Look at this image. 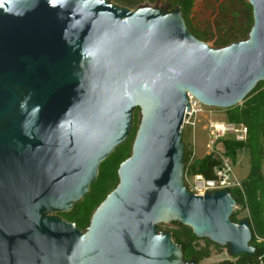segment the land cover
<instances>
[{
    "label": "water",
    "instance_id": "obj_1",
    "mask_svg": "<svg viewBox=\"0 0 264 264\" xmlns=\"http://www.w3.org/2000/svg\"><path fill=\"white\" fill-rule=\"evenodd\" d=\"M247 2V38L211 47L179 8L0 0V264H197L160 227L172 222L254 254L230 191L189 190L182 139L190 96L228 109L264 82V0ZM136 111L118 184L81 230L59 214L89 193Z\"/></svg>",
    "mask_w": 264,
    "mask_h": 264
},
{
    "label": "trees",
    "instance_id": "obj_2",
    "mask_svg": "<svg viewBox=\"0 0 264 264\" xmlns=\"http://www.w3.org/2000/svg\"><path fill=\"white\" fill-rule=\"evenodd\" d=\"M115 2L128 9H135L143 3L154 4L157 2L167 11L179 8L190 33L207 44L213 42V47H224L246 39L253 22L252 8L247 0H229L228 3L219 7L220 18L216 22L215 34L200 31L192 25L190 15L195 0H115ZM224 114L226 122L242 124L248 129L246 142H236L231 138L222 139L220 142L224 143V155L230 158L233 165L236 164L239 151L246 150L249 155L250 168L248 175L241 181V189L230 190L236 201V206L240 210H247L248 216L239 220L237 218L238 213L233 212L231 220L235 223L241 220L249 221L252 232L250 245L254 248V254L251 256L245 254L233 256L236 259L235 262L222 264H260V261L264 263V176L262 173L264 160V82H260L241 104L224 109ZM137 115L138 111L134 113V118ZM137 125L133 127L127 141L116 148L114 153L101 164L98 177L91 185L89 193L84 195L82 201L75 204L69 213L59 214L61 218L75 223L81 230L88 227L94 210L118 184L117 170L119 165L130 156ZM190 155L191 152L185 144L186 175L189 177L202 175L207 179L213 178V168L219 164V157H215V153H210L190 163ZM170 224L174 229L169 232L174 242L181 245L185 261L194 260L199 264L209 256L210 246L221 249L206 239L196 238L188 227L176 222ZM200 241L204 243L203 247L199 246Z\"/></svg>",
    "mask_w": 264,
    "mask_h": 264
},
{
    "label": "rangeland",
    "instance_id": "obj_3",
    "mask_svg": "<svg viewBox=\"0 0 264 264\" xmlns=\"http://www.w3.org/2000/svg\"><path fill=\"white\" fill-rule=\"evenodd\" d=\"M116 3L115 0H110ZM229 0H195V4L190 15L192 25L200 31H204L209 34L216 33V22L220 18L219 7L228 3ZM147 3H143L146 5ZM151 6H159L160 3L148 4ZM213 47V42L208 43ZM139 114L134 118V126L139 123ZM195 123V126H185L183 128V142L191 151L192 157L190 163L196 159H200L205 155L210 154V149L207 143L208 124L212 121L226 122V116L224 109L203 107V111L198 113L194 119H191ZM133 126V127H134ZM250 168L249 155L246 150L238 152L236 164H234V175L240 182L248 175ZM186 170V167H185ZM262 173L264 176V160L262 164ZM189 178V176H187ZM233 212H237V218L244 219L248 216L247 210H240L239 207H235ZM160 227L163 230L170 231L174 229L171 224H162ZM199 246L203 247L204 243L199 242ZM209 256L203 259L199 264H222L225 262L233 263L235 258L231 255L227 248L221 247L216 249L213 246L209 247Z\"/></svg>",
    "mask_w": 264,
    "mask_h": 264
},
{
    "label": "built area",
    "instance_id": "obj_4",
    "mask_svg": "<svg viewBox=\"0 0 264 264\" xmlns=\"http://www.w3.org/2000/svg\"><path fill=\"white\" fill-rule=\"evenodd\" d=\"M189 113L185 126H195L191 119L203 111V105L193 97H189ZM248 129L242 124H233L222 121H212L208 124L207 143L211 153H216V145L222 139L231 138L236 142H246ZM191 152V151H190ZM192 153L190 155V160ZM219 164L213 168V178L207 179L202 175L187 177L185 170V180L189 190L195 195H204L207 192L230 191L241 189V182L234 175V165L229 157L218 155ZM260 264H264L260 261Z\"/></svg>",
    "mask_w": 264,
    "mask_h": 264
}]
</instances>
